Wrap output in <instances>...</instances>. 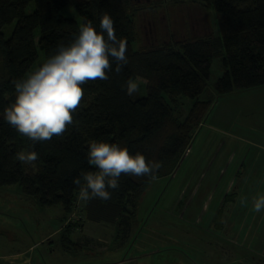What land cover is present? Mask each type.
<instances>
[{
  "label": "trees",
  "instance_id": "obj_1",
  "mask_svg": "<svg viewBox=\"0 0 264 264\" xmlns=\"http://www.w3.org/2000/svg\"><path fill=\"white\" fill-rule=\"evenodd\" d=\"M189 2L213 8L219 36L134 49L141 37L139 9L133 0H0V186L18 184L40 206L61 205L68 215L78 200L73 177L95 170L88 163V145L92 141L117 143L161 167L154 178L122 175L119 189L109 190L111 199L83 201V208L89 221L109 223L122 232L129 229L150 182L174 172L209 111L212 99L203 93L212 59L218 58L222 67L214 83L216 96L264 86V0ZM30 3L34 7L28 12ZM67 6L75 9L82 23L91 21L98 31L100 16L107 12L117 38L127 40L128 63L119 74L109 71L108 80L83 85L84 98L63 136L34 143L7 123L4 109L15 99L14 81L29 73L39 51L43 63L58 45L68 44L78 34V21L62 13ZM112 65L114 69V60ZM130 78L141 83L145 93L128 95L125 82ZM184 98L191 99L188 107ZM22 148L38 153V170L16 159ZM70 226L64 231L70 233Z\"/></svg>",
  "mask_w": 264,
  "mask_h": 264
},
{
  "label": "rangeland",
  "instance_id": "obj_2",
  "mask_svg": "<svg viewBox=\"0 0 264 264\" xmlns=\"http://www.w3.org/2000/svg\"><path fill=\"white\" fill-rule=\"evenodd\" d=\"M170 1H160L158 12L149 13L157 28L173 26L169 39L221 34L212 7L197 3L203 17L197 22L195 9L186 8L189 0ZM33 7L30 3L26 11ZM137 8L141 42L134 49L163 43L146 38L149 14ZM62 13L81 25L73 7ZM179 16L183 21L176 20ZM42 60L39 51L29 73ZM221 73L220 60L212 59L203 93L211 96L209 111L174 172L150 182L129 229L89 221L79 199L64 215L61 205L42 207L18 184L0 186V258L10 261L31 248V264H264V209L253 208V200L264 195V95L251 97L264 86L216 96L214 83ZM137 93H145L141 83ZM183 100L188 107L191 99ZM67 224L70 233L64 231Z\"/></svg>",
  "mask_w": 264,
  "mask_h": 264
},
{
  "label": "clouds",
  "instance_id": "obj_3",
  "mask_svg": "<svg viewBox=\"0 0 264 264\" xmlns=\"http://www.w3.org/2000/svg\"><path fill=\"white\" fill-rule=\"evenodd\" d=\"M99 29L85 20L74 39L58 45L34 71L14 81L15 99L4 109V118L20 135L34 143L63 136L74 123L73 113L84 98L83 85L108 80L109 71L119 74L128 63L127 40L117 38L113 18L107 12L100 16ZM125 88L131 96L138 92L139 84L130 78ZM87 157L95 170L73 177V183L79 188L78 199L84 202L111 199L109 190L119 189L122 175L154 178L161 167L157 161L146 160L141 152L133 155L126 146L106 141H92ZM16 159L38 170L39 155L35 150L22 148L16 153ZM245 202L241 200L242 205ZM253 208L256 212L264 209V195L253 200Z\"/></svg>",
  "mask_w": 264,
  "mask_h": 264
},
{
  "label": "flooded vegetation",
  "instance_id": "obj_4",
  "mask_svg": "<svg viewBox=\"0 0 264 264\" xmlns=\"http://www.w3.org/2000/svg\"><path fill=\"white\" fill-rule=\"evenodd\" d=\"M141 1L142 0H133V2H136V6L140 7L141 12L143 11L144 13H146L148 15L151 11H152V14H156L162 6L161 2H166L168 0H146V2L144 4L140 3ZM158 1H159V3H157ZM184 1L185 0H171L170 2H173V4H175V5H178ZM186 8L187 9L188 8L189 9H195V14H196L195 20L197 22H202V18H203L202 14L197 10V9H200V7H197V5H194L193 3H190V4L186 3ZM150 16L151 15L149 14V20L145 19L147 25L144 24V26H143V28L147 30V32L145 31L146 38L147 39L151 38V40H153L155 42L160 41L159 39H161V42H165V43L167 42V40H171L173 35H175V32H173V30H174L173 26H170V28H167L168 26L166 24L165 28H164V26L157 28L156 25H153V20H151ZM176 20H178L180 22L183 21V19H181V16H179V18ZM138 29H139V26H138ZM176 31L182 32V27L179 28V30L176 29ZM169 38H171V39H169Z\"/></svg>",
  "mask_w": 264,
  "mask_h": 264
},
{
  "label": "crops",
  "instance_id": "obj_5",
  "mask_svg": "<svg viewBox=\"0 0 264 264\" xmlns=\"http://www.w3.org/2000/svg\"><path fill=\"white\" fill-rule=\"evenodd\" d=\"M262 93L264 95V91L262 92L259 88H257V92H253V94L251 93V97L253 98L254 96H258V95H260V97H261ZM245 97H246V95H245ZM258 109H260V107H258ZM257 139L259 140L261 138H257ZM241 141L248 142L247 140H241ZM256 147H258V146H256ZM236 156H237V153H235V157ZM231 186L232 185H230V187ZM76 248L80 249V247H76ZM28 250H31V248H29V249H27L26 251H23V252L14 253L13 257H12V260H10V261L7 260L8 258H2V259L0 258V264H31L33 262V260H32V256L30 254V251H28Z\"/></svg>",
  "mask_w": 264,
  "mask_h": 264
}]
</instances>
